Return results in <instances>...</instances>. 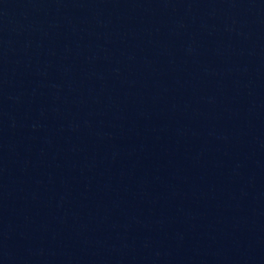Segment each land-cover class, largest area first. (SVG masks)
Returning <instances> with one entry per match:
<instances>
[{
	"label": "water",
	"instance_id": "water-1",
	"mask_svg": "<svg viewBox=\"0 0 264 264\" xmlns=\"http://www.w3.org/2000/svg\"><path fill=\"white\" fill-rule=\"evenodd\" d=\"M0 264H264V0H0Z\"/></svg>",
	"mask_w": 264,
	"mask_h": 264
}]
</instances>
